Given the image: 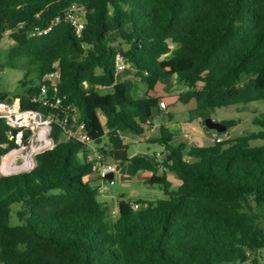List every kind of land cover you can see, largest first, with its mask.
I'll list each match as a JSON object with an SVG mask.
<instances>
[{
    "label": "trees",
    "instance_id": "trees-1",
    "mask_svg": "<svg viewBox=\"0 0 264 264\" xmlns=\"http://www.w3.org/2000/svg\"><path fill=\"white\" fill-rule=\"evenodd\" d=\"M6 36L0 88L5 70L23 73L14 97L54 116V147L31 171L0 175V264H259L264 114L254 120L260 131L211 146L178 140L161 124L148 141L163 147L159 160L130 157L123 134L145 136L163 117L155 92L173 79L187 89L179 100H195L190 121L202 127L218 108L264 100V0H0V46ZM56 68L48 94L68 110L35 100ZM75 113L105 162H128L133 178L149 173L146 184L165 198L120 200L116 214L100 201L87 144L63 138V119ZM9 131L1 120L0 162L15 147Z\"/></svg>",
    "mask_w": 264,
    "mask_h": 264
},
{
    "label": "rangeland",
    "instance_id": "rangeland-1",
    "mask_svg": "<svg viewBox=\"0 0 264 264\" xmlns=\"http://www.w3.org/2000/svg\"><path fill=\"white\" fill-rule=\"evenodd\" d=\"M115 38L114 45H121V40L117 34L113 35ZM12 46V41L6 36L0 46V49L5 51ZM124 46V44H122ZM125 47V46H124ZM122 73H126L125 71ZM23 73L20 71H14L11 69L5 70L1 75V88L0 93H8L10 97H14V93L17 91V86L21 80ZM171 88L167 89L165 85L159 84L157 86L155 94L162 97V102L165 103L166 109L163 112V117H156L153 122V126L149 132H146L145 136L124 133L123 138L126 143L130 145L129 155H143L145 157L154 160L155 153L156 158L161 159L160 151L163 147L159 144L148 143L149 140L159 136V129L161 124L174 134L177 135L178 140H184L189 144H195L198 146H211L215 144V139L207 136L200 125L198 120H190V111L196 108V102L194 99L189 100L188 96H184L183 100H179L181 94L186 92V88L183 85L177 83L175 79L171 82ZM16 98V97H14ZM189 100V101H188ZM264 114V100L252 102L249 104H238L229 107H222L215 110L211 118L219 123L228 122L235 126L227 129L225 133L219 135L215 131H211L214 137L221 136L223 141L233 139L248 133L260 131V126L254 123L256 117ZM263 141L254 142L253 145H260ZM37 145V144H36ZM54 142L51 145L41 148V152L52 149ZM90 153L88 159L97 153L96 145L93 143L87 144ZM130 164L126 162L124 166L115 173V183L106 185L100 180H93V186L107 187V191H99V200L107 202L114 210L116 214L118 210V202L120 200H159L165 198L164 191L159 187H152L142 182L141 178H133L129 175ZM24 172V171H21ZM96 177V176H94ZM170 181L175 184V188L179 185V181L170 175ZM259 264H264V251L260 253L258 258Z\"/></svg>",
    "mask_w": 264,
    "mask_h": 264
},
{
    "label": "built area",
    "instance_id": "built-area-1",
    "mask_svg": "<svg viewBox=\"0 0 264 264\" xmlns=\"http://www.w3.org/2000/svg\"><path fill=\"white\" fill-rule=\"evenodd\" d=\"M73 19L74 24L77 27L78 33L83 28V23L79 18H74V16H69ZM48 28L44 31L36 29L35 33L42 34L50 31ZM33 33V34H35ZM129 67L126 59L122 54H118L116 58V69L117 72H123ZM60 80V70L56 68L54 71L46 74L40 83V96L38 99L43 106L59 109L68 110L61 106V99L58 97H50L49 89L50 87L56 86ZM160 109L165 110V103L161 102ZM72 110V109H71ZM73 112H77L73 109ZM54 119L53 115L44 116L37 111H27L22 109L21 101L19 98H14L6 96L0 99V121L3 120L5 124L9 127V138L13 141L15 147L8 151L1 159L0 162V175L8 176L16 173H21V171L28 172L35 167V159L41 150L32 154L33 146L38 144L40 133L43 129L46 130L45 139L51 140L50 134L52 131L51 123ZM78 115H66L62 122L63 128V138L65 139H76L82 143L88 144L92 143L91 137L85 131V125L80 123L78 120ZM28 136V139H26ZM216 142H222L223 138L221 136L214 137ZM92 165V175L96 176L98 179L106 185L110 183L113 185L115 180H108L105 177L108 174L116 173V165L111 162H105L103 156L100 153H95L89 158ZM24 165H28L25 169H22L16 173H7L6 170L13 168H20ZM100 186L99 191L104 192L107 187ZM138 205H134V209H137Z\"/></svg>",
    "mask_w": 264,
    "mask_h": 264
},
{
    "label": "water",
    "instance_id": "water-1",
    "mask_svg": "<svg viewBox=\"0 0 264 264\" xmlns=\"http://www.w3.org/2000/svg\"><path fill=\"white\" fill-rule=\"evenodd\" d=\"M171 85L172 83H169L167 89H170ZM2 98H5V97H2ZM202 130L207 136L214 138L211 131H215L217 133H225L227 131V127L224 124L216 122L211 117H209L204 120V126L202 127ZM35 166H36V159H35ZM120 169L121 167L119 165L116 166V171H119ZM114 176L115 174L111 173V174H108L105 178L111 181L114 179Z\"/></svg>",
    "mask_w": 264,
    "mask_h": 264
},
{
    "label": "bare ground",
    "instance_id": "bare-ground-1",
    "mask_svg": "<svg viewBox=\"0 0 264 264\" xmlns=\"http://www.w3.org/2000/svg\"><path fill=\"white\" fill-rule=\"evenodd\" d=\"M45 135H46V130L43 129L40 133V136H39V140H38V144L37 145H34L33 146V149H32V154H35L36 152H38L39 150H41V148H44L46 146H49L51 145L52 141L51 140H48L45 139ZM28 165H24L20 168H13V169H9V170H6L7 173H16V172H19L21 171L22 169H25Z\"/></svg>",
    "mask_w": 264,
    "mask_h": 264
},
{
    "label": "crops",
    "instance_id": "crops-1",
    "mask_svg": "<svg viewBox=\"0 0 264 264\" xmlns=\"http://www.w3.org/2000/svg\"><path fill=\"white\" fill-rule=\"evenodd\" d=\"M15 71V70H14ZM189 123H192V121H190L189 120ZM112 163V162H111ZM141 178V180H142V182H144L145 184H146V181L149 179V177H150V174L149 173H147V172H142V173H140L139 175H137L136 177H134V178ZM100 180V179H98L97 177H94V175H91V176H89L88 177V180H91V181H93V180ZM114 180H115V176H114ZM101 181V180H100ZM102 182V181H101ZM99 187V186H98ZM107 191V190H106Z\"/></svg>",
    "mask_w": 264,
    "mask_h": 264
}]
</instances>
